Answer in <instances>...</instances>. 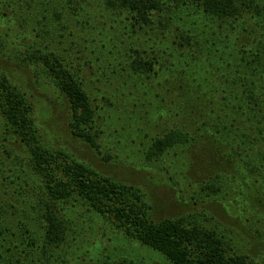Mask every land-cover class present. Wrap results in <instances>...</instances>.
<instances>
[{"label":"trees","instance_id":"1","mask_svg":"<svg viewBox=\"0 0 264 264\" xmlns=\"http://www.w3.org/2000/svg\"><path fill=\"white\" fill-rule=\"evenodd\" d=\"M33 1L7 0V4L22 8L21 3L29 2V6ZM50 1L53 14L46 15L52 24L56 23V38L48 39L51 31L45 26L38 36L40 44L27 47L26 61L41 67L67 98L75 137L95 149L99 147L96 110L82 76L86 64L73 65L70 56L46 45L61 39L68 48H80L78 52L86 56L94 54V49L118 50L120 32L128 31V39L139 44L134 52L136 58L131 57L123 69L125 74L114 72L119 78L116 98H128L124 89L137 87L136 76L147 80L163 72L165 83H159L163 92L181 91L176 95L180 100L171 111L191 123L178 122L177 127L154 138L146 157L150 161L161 159L170 151L176 155L175 150L203 142V149L210 156L208 165L215 170L202 189L212 199L226 198L231 175H239L244 183L248 178H253L254 184L264 180V0ZM64 16L69 17L67 21ZM17 19L22 25L30 21L29 15H19ZM101 19H106L103 30L96 36L89 34V28L95 29ZM71 25L80 26L84 35L77 38ZM126 53L123 51V56ZM180 74L186 75L191 88L203 92L204 108L190 100L183 82L173 84L172 77L177 75L175 79L180 80ZM33 114V104L24 89L0 71V117L6 132L27 153L26 160L15 158L24 169L25 178L15 171L13 177L24 184L25 190L33 188L23 215L17 220V231H11L3 221L0 224V247L8 244L9 257L18 255L19 264H55L50 257L53 251L75 249L79 240L74 236L71 212H75L76 203L108 219L123 235L162 254L172 264H257L246 255H230L227 238L218 228H208L192 217L155 220L143 190L103 176L66 151L45 145ZM7 167L2 160L0 171ZM240 186L244 188L245 184L240 182ZM254 190L246 184L242 194L246 201H251ZM68 204L72 209L65 208ZM38 224L45 227L42 244L34 230ZM22 234L34 244L19 253L17 241ZM69 254L74 261L75 252ZM2 256L0 253V261Z\"/></svg>","mask_w":264,"mask_h":264},{"label":"rangeland","instance_id":"2","mask_svg":"<svg viewBox=\"0 0 264 264\" xmlns=\"http://www.w3.org/2000/svg\"><path fill=\"white\" fill-rule=\"evenodd\" d=\"M2 2L3 0H0V71L6 72L27 93L33 104L35 123L44 144L66 151L103 176L143 190L152 206V217L155 220L178 217L197 219L204 226L218 228L219 233L224 234L227 238L226 249L230 255H246L253 262L264 264V180H261L260 184H254V179L248 178L244 183L239 175H231L226 198L220 196V199H212L207 197L202 189L215 170H211L208 165L210 156L204 151L203 142L175 150L176 155L170 151L161 159L150 161L146 157L154 138L162 137L170 129L177 127L178 122L184 125L191 123L176 117L171 111L180 100L176 95L181 91L178 90L174 94L163 92L162 86L159 85L165 83L163 72L159 73L161 76L147 80L136 76L137 87L124 89L128 98H116L119 78L114 72L125 74L123 69L128 67L131 57L136 58L134 52L139 44L128 39V31L120 32L118 50L94 49V54L87 53L86 56L83 52H78L80 48H68L66 41L61 39L46 45L70 56L73 65L86 64L82 76L96 110L95 125L99 130V147L95 149L73 135V112L67 98L46 77L41 67L26 61L27 47L33 43L40 44L42 40L38 36L45 26L51 31V37L48 39L56 35V23L52 24L49 17L53 14V2L34 0L29 6V2L27 5L21 3L22 8L17 5L10 7L7 0L4 1L5 4ZM19 15H29L28 24L19 23ZM44 15L47 16L46 19L43 18ZM68 18L64 16V21ZM105 20H99L95 29L89 28V34L98 35L104 28ZM73 28L77 38L84 35L80 33V26L71 25L72 31ZM86 46L90 47L89 44ZM40 47H44V42ZM123 51H127L125 56ZM138 51H141V48ZM180 75V80L178 77L175 79L177 75L172 77L173 84L183 82L184 91L190 100L192 99L195 105L203 104L204 108L206 101L203 92L191 88L190 81L185 79L186 75ZM162 92L163 97L160 96ZM198 97L200 99H197ZM199 125L200 123L194 126L193 130ZM15 158L26 160V150L6 132L0 117V162L4 160L8 164L7 168L0 171V224L4 222L14 232L18 229L17 220L23 215L24 206L33 189L25 190L24 184L13 177L15 171L22 179L25 178L24 169ZM13 160L16 161L15 164ZM240 182L245 184L244 188L240 186ZM246 184L255 189L250 202L246 201L245 194L242 195L245 193ZM66 207L72 209L70 204ZM73 211L72 229L74 236L79 240L78 245L75 249L53 251L52 256H49L55 264H172L162 254L123 235L108 219L90 211L89 208L76 203ZM34 230L38 234V243L42 242L41 234L44 233L45 227L34 225ZM17 244L20 246L17 252L19 250V253H24L34 242L32 239L30 241L28 235L22 234ZM8 246L6 244L5 247H0V253L3 255L0 263L19 264L18 255L9 257L10 253L6 251ZM71 252H75L74 261L70 260ZM23 253L20 254L21 258L25 259Z\"/></svg>","mask_w":264,"mask_h":264}]
</instances>
